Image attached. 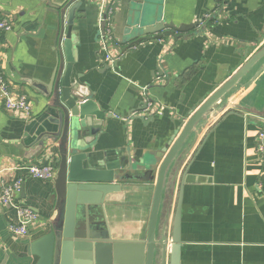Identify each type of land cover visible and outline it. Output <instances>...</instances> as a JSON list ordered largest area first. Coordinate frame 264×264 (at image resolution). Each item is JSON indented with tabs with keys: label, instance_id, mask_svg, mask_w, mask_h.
I'll return each mask as SVG.
<instances>
[{
	"label": "crops",
	"instance_id": "obj_1",
	"mask_svg": "<svg viewBox=\"0 0 264 264\" xmlns=\"http://www.w3.org/2000/svg\"><path fill=\"white\" fill-rule=\"evenodd\" d=\"M102 2L0 0V19L11 23L9 31L0 32V70L13 92L27 96L32 111L24 120L0 104V192L4 183L20 179L15 203L39 216L27 236L16 239L9 230L17 221L16 208L0 203V264H35L29 246L48 233L51 220L59 215L54 180L32 178L24 168L48 165L58 170L57 146L38 148L45 134L38 119L47 106L53 74L60 69L58 59L67 65L62 42L69 7L80 5L71 31L72 82L85 88L109 116L90 145L115 154L112 160L120 159L122 166L128 156L137 164L163 157L162 151L195 112L264 48V0H113L118 8L107 49L98 36ZM62 4L69 7L61 11ZM145 9L149 18L156 15L175 27L199 25L176 42L168 37L128 51L122 45L117 48L130 13L141 19ZM242 74L209 118L206 112L190 133L175 164L193 144L194 134L204 129L179 170L172 163L165 176L155 227L159 238L169 209L165 264H170L179 198L178 264H264V160L257 151L258 133L264 128V55ZM145 101L161 112L137 118ZM144 172L115 173L130 176L104 201L115 239L145 236L156 172L152 181L134 179Z\"/></svg>",
	"mask_w": 264,
	"mask_h": 264
},
{
	"label": "water",
	"instance_id": "obj_2",
	"mask_svg": "<svg viewBox=\"0 0 264 264\" xmlns=\"http://www.w3.org/2000/svg\"><path fill=\"white\" fill-rule=\"evenodd\" d=\"M79 6V3L71 7L68 4L60 6L61 11L69 7L66 14V36L62 42L67 65L64 68V59L62 57L58 59L60 69H56L53 74L47 94L48 103L43 115L38 119L45 132L38 147L39 150L47 148L48 143H53L59 151L58 170L52 178L55 208L59 210V215L51 220L48 233L30 244L29 252L37 258L35 264H157L158 262L165 264L168 245L166 224L169 219V209L159 238H156L155 227L168 169L172 163L175 164L176 156L202 117L209 112L205 117L209 118L216 103L237 84L242 73L247 72L264 55V48L195 112L180 133L175 134L173 142H170L162 151L163 157H153L149 163L137 164L131 156H128L129 158L122 166L120 159L112 160L115 154L100 153L94 150L93 145H90L99 135L103 122L109 116L96 106L85 88L72 82L71 79L73 64L71 31L74 13ZM117 8L118 2L112 9ZM136 8L135 6L132 10ZM133 12L135 11L130 13L128 29L121 42L116 43L117 48L121 45L125 46V51L133 46H147L168 37L175 42L185 39L189 32L199 25V22H194L175 27L162 22L156 15L154 18H149L146 9L142 12L141 19L132 17L136 14ZM64 19L65 17L63 21ZM98 36H104L103 21L100 23ZM62 39L63 35H60L59 47ZM62 68L63 73H61ZM145 110L146 107L143 105L137 113V118L151 116ZM203 130L202 128L199 134H194L193 144ZM190 148L175 164V170H179ZM137 170H145L144 176L134 177V179L144 182L152 181L153 174L156 172L147 230L145 236L139 239H115L109 232L104 201L108 195L120 191L119 182L125 178L130 179V176L125 174L120 176L115 173ZM177 173L173 175L177 176ZM180 203L179 198L170 238V264H178L179 259Z\"/></svg>",
	"mask_w": 264,
	"mask_h": 264
},
{
	"label": "built area",
	"instance_id": "obj_3",
	"mask_svg": "<svg viewBox=\"0 0 264 264\" xmlns=\"http://www.w3.org/2000/svg\"><path fill=\"white\" fill-rule=\"evenodd\" d=\"M113 0H103L100 4V23L104 22V36L101 37L102 49H107L108 40L112 35V15L114 10L112 9ZM209 19L206 16L202 19V23ZM11 29V23L7 19H0V32H7ZM106 60L108 62H113L112 58L106 55ZM144 92V90H142ZM0 104L9 113L14 114L18 117H22L24 120H29L32 116L31 114V103L25 94H17L12 91L9 82L4 78L3 73L0 70ZM144 105L146 107L145 111L149 112V115L158 114L161 112V108H154L151 102L145 101ZM257 151L264 160V128L258 133V146ZM20 168H13L16 171ZM27 174L35 179L41 181H51L55 169L52 166H29L24 168ZM11 170V171H12ZM3 172V171H2ZM0 172V173H2ZM21 180L17 178H12L10 182L4 183L0 192V203L3 206H15L17 221L12 224L9 228L10 232L16 239L23 238L27 236L28 230L36 226L39 221V216L36 212L32 211L27 207L16 204L15 195L19 191L21 186Z\"/></svg>",
	"mask_w": 264,
	"mask_h": 264
}]
</instances>
